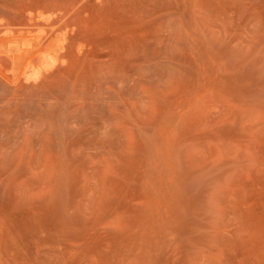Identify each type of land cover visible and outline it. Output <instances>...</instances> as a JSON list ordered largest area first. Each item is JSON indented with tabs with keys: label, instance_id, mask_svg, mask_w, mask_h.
I'll return each instance as SVG.
<instances>
[{
	"label": "rangeland",
	"instance_id": "374dc122",
	"mask_svg": "<svg viewBox=\"0 0 264 264\" xmlns=\"http://www.w3.org/2000/svg\"><path fill=\"white\" fill-rule=\"evenodd\" d=\"M0 264H264V0H0Z\"/></svg>",
	"mask_w": 264,
	"mask_h": 264
}]
</instances>
